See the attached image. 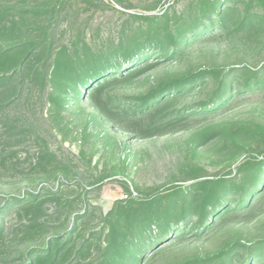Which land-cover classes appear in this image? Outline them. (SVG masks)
<instances>
[{"label": "rangeland", "instance_id": "obj_1", "mask_svg": "<svg viewBox=\"0 0 264 264\" xmlns=\"http://www.w3.org/2000/svg\"><path fill=\"white\" fill-rule=\"evenodd\" d=\"M31 1L39 7L51 3L56 13L48 26L47 43L51 44V51L31 65L29 75L11 83L18 85L19 95L13 96L3 110L2 116L15 122L16 129L11 139L5 134V125L0 124V208L4 210L0 220L8 228L6 239L0 242V264H23L22 252L42 246L41 241L22 240L27 218L24 212V218L17 217L15 206L5 210L6 200L26 199L29 194L43 190L54 191L55 197L42 198L40 225L34 231H42V239L70 237L76 243L75 250L62 264H97L105 243L99 242L96 233L103 234L104 222L116 203H125L128 196L142 199L156 192L164 193L174 181L185 177L201 181L235 175L246 158L264 150V90L242 97L215 117L191 118L185 130L139 138L130 117L121 121L131 131H121L87 100L90 91L80 101L73 100L56 89L55 81L51 80V57L63 47L73 54L76 46L83 49V42L92 52L115 46L125 26L128 33L139 27L133 16L152 17L169 11L183 14L190 0ZM44 16L40 26L48 24ZM246 65L253 68L264 65V32L195 45L178 62H163L127 83L111 85L107 92L119 102L129 103L131 98L146 95L163 81L195 70ZM35 70L43 77L37 79ZM212 88L197 91L180 104L205 99ZM53 98L65 107L62 118L51 113ZM162 118L155 121L159 123ZM229 141L237 147L232 148ZM44 152L56 157L58 165L52 163L48 171H38L37 162ZM191 183L188 181L186 185ZM190 237L163 248L153 264H181L237 242L262 241L264 203L247 215L219 224L199 240ZM88 239L93 244L77 255Z\"/></svg>", "mask_w": 264, "mask_h": 264}, {"label": "trees", "instance_id": "obj_2", "mask_svg": "<svg viewBox=\"0 0 264 264\" xmlns=\"http://www.w3.org/2000/svg\"><path fill=\"white\" fill-rule=\"evenodd\" d=\"M31 2L0 0V124L5 125V134L11 139L15 137L16 124L2 116L13 96L19 95L18 85L11 83L29 75L31 65L51 51L47 40L48 26L56 13L54 5L47 3L39 7ZM44 15L48 24L40 26ZM133 17L140 23L139 27L128 33L125 26L115 46L92 52L83 42V49L76 46L73 54L68 47L56 52L51 57L50 72L55 88L66 98L78 101L90 91L87 100L108 123L130 132L121 121L130 117L139 138L185 130L191 118L215 117L242 97L264 90V65L230 69L213 66L163 81L146 95L131 98L129 103L119 102L107 92L115 83H127L163 62L176 63L195 45L264 32V0H190L183 14L169 11L152 17ZM36 70V78L43 77ZM208 86L213 88L205 99L180 104L181 100ZM52 100L51 113L62 118L65 107L55 98ZM161 116L164 119L157 123L156 118ZM146 122L151 124L146 126ZM229 144L237 147L234 142L229 141ZM238 148L242 147L238 145ZM56 159L44 152L37 162V170L48 171L52 163L58 165ZM235 173L201 181L195 177L177 179L164 193L156 192L142 199L128 196L125 203H116L104 222L103 234L96 233L99 242L105 243L97 264H153L163 248L184 241L188 236L199 240L219 224L262 206L264 150L246 158ZM188 181L192 183L186 185ZM44 196L55 197V192L43 190L29 194L26 199L14 197L3 205L5 210L15 206L20 219L24 218V212L27 223L23 226V241L42 243L39 248L21 253L23 264H62L76 247L70 237L42 239L43 232L34 231L40 225ZM3 211L0 208V213ZM7 231L6 223L0 220V242L6 239ZM90 244H93L92 239L85 240L77 255ZM181 264H264V239L250 244H230L206 257L190 258Z\"/></svg>", "mask_w": 264, "mask_h": 264}]
</instances>
